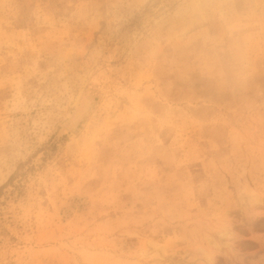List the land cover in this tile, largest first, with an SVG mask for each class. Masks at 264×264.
Wrapping results in <instances>:
<instances>
[{
    "label": "rangeland",
    "instance_id": "rangeland-1",
    "mask_svg": "<svg viewBox=\"0 0 264 264\" xmlns=\"http://www.w3.org/2000/svg\"><path fill=\"white\" fill-rule=\"evenodd\" d=\"M0 264H264V0H0Z\"/></svg>",
    "mask_w": 264,
    "mask_h": 264
},
{
    "label": "bare ground",
    "instance_id": "bare-ground-1",
    "mask_svg": "<svg viewBox=\"0 0 264 264\" xmlns=\"http://www.w3.org/2000/svg\"><path fill=\"white\" fill-rule=\"evenodd\" d=\"M87 106L84 103L78 104L76 109L73 110L66 118L65 125L66 128H73L82 116L86 113ZM64 125V126H65ZM159 243L154 240H145L143 246L137 249L136 255L138 257L144 258L151 252L155 251L159 247ZM139 259V258H138Z\"/></svg>",
    "mask_w": 264,
    "mask_h": 264
},
{
    "label": "water",
    "instance_id": "water-1",
    "mask_svg": "<svg viewBox=\"0 0 264 264\" xmlns=\"http://www.w3.org/2000/svg\"><path fill=\"white\" fill-rule=\"evenodd\" d=\"M65 127H66V125H65Z\"/></svg>",
    "mask_w": 264,
    "mask_h": 264
}]
</instances>
